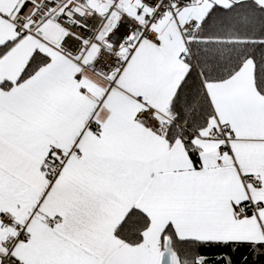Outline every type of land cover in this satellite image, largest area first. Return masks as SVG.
Masks as SVG:
<instances>
[{
    "label": "snow or ice",
    "instance_id": "1",
    "mask_svg": "<svg viewBox=\"0 0 264 264\" xmlns=\"http://www.w3.org/2000/svg\"><path fill=\"white\" fill-rule=\"evenodd\" d=\"M0 264H264V0H0Z\"/></svg>",
    "mask_w": 264,
    "mask_h": 264
}]
</instances>
